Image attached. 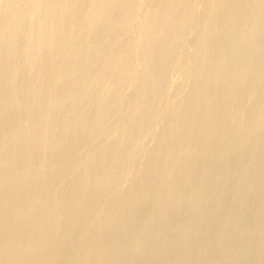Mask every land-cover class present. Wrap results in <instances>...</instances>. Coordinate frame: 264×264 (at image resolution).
I'll return each mask as SVG.
<instances>
[{"label": "bare ground", "instance_id": "bare-ground-1", "mask_svg": "<svg viewBox=\"0 0 264 264\" xmlns=\"http://www.w3.org/2000/svg\"><path fill=\"white\" fill-rule=\"evenodd\" d=\"M200 1H201V3H199V4H202V5L206 4V2L204 3V1H206V0H204L203 2H202V0H199L198 2H200ZM207 1H209V0H207ZM216 1L217 0H215V2ZM220 1H222V0H218V3ZM198 2H197V0H137V1H134V0H0V22L4 23V26L3 25L0 26V120L3 121V119H4V122H5V123L3 122L4 125L2 127V131H4L5 133H2V131H1L2 136L0 135L1 136L0 137V264H59V260L61 261L60 255L65 254V253H71L72 249L74 247L80 246V245H78V244H81L80 243L81 240L79 237H83V235H84V231L81 230L83 232V235H82V232H80L79 236L76 235L75 238L70 239V240L68 239L69 242L66 244L67 246H66V248H64L63 251H61L62 248L60 247L61 253L51 254V250L53 249V247H54V249H56L58 247V244L60 246H62V244L64 245L65 244L64 242H66L64 240H67L69 233L71 232L70 235H72L74 233V231H72V230L79 227L78 225H80V223L77 226L74 225L75 221L77 219L76 217L78 216V215L75 216V214L73 215V212H74L73 209L74 208H76V209L79 208V212L81 215L80 219L83 215H89L92 212H95V215H94L95 219L93 220V218H92L93 222L91 224L89 223L91 231L93 232V235H94V238H93L94 240H92L90 238L91 242L89 244L85 243L84 250L83 251L81 250L82 251L81 254H78L82 258L89 257L90 260H93V262H95V264H128L125 260H123L124 255H121V251L123 253L124 252L123 250L126 248L125 242L127 240H132V241H129L131 243V245H128V246H130L128 248V250L130 252L131 251L136 252L137 250H140V247L145 242L146 243L152 242L151 243L152 245H154L155 243H158L160 241L162 242L163 235H164V233L166 235V231H168V232L174 231L175 232V230H177V232H176L177 236L173 240L174 244H176L177 242L180 243L181 241L183 242L186 238H190L191 235H192V237H194L193 232L195 229H192V228L187 227V226L184 227L183 229L179 230V232H178V229H179L178 227L181 223V222H179V220H181L180 219L181 216L185 217L186 220L188 218L191 219V218L195 217V215L197 213H200L203 210V208H205L204 206L206 203H208V200L210 203V200H211L210 198L213 196L215 190L220 188V185H218L219 182H220V184L222 183L221 177H220L221 181L219 180V176L221 173L220 169H222L220 167H222V165H224L222 163V160H224L225 157H223L222 154L219 155V154L214 153V148H216V146H215L216 144L212 142L213 138L217 139V142H216L217 144H218V138H219V141H220L219 143L222 144V141L225 140L228 137V135L231 137L235 136V135H237L236 133L239 130L240 131L238 132V134H240V132L242 133L241 129L246 128L244 126H247V125L254 122V121L252 122V120L250 121L249 116H248L249 121H247V122L244 121L243 120V116H244L243 111H241V113L239 111L238 112L239 114H235L233 112L234 115H232L233 113L232 114L230 113L229 116L227 114H225V112L226 113L228 112L227 110L225 112H223L224 114L219 113L218 107L216 108V103L219 102V97H217L218 99L216 98L217 100L215 102L212 100L210 93H209L211 86L216 85L215 83H216L217 79L213 80V78H212L213 76H209L211 74H208V73L206 74L207 70L204 71L205 74L202 73L204 75V78L201 76L202 78H200V80L203 79L205 81V83L209 82V84H207L209 86L203 87L200 85L201 87H198V88L196 87L195 90H193V88H192L191 89V90H193V92H191L192 94L189 97H187V95H189L190 93L189 94L187 93V95L185 94L187 97L185 99H183L184 98L183 96H185V95H183L181 98H182V100H184L183 101L184 102V104H183L184 108H183V105H181L182 108L180 105H177V107H180L183 110L180 111V109H179V111H178V109H177L175 111L174 109H170V108L165 109V110L158 108L160 102L162 101L161 92L163 91L164 86H165L164 70L168 69V67L171 66V63H172L171 60H169V58H168V53H170L171 48L173 47V44L176 41L177 37L181 34V31L184 30V27L187 25L189 19H191L190 17H192V15H193L192 13L185 11V7H187L189 4H191L192 6L193 5L195 6ZM223 2H226V1L223 0ZM237 3H239V1ZM156 4L162 6V8L156 7L155 6ZM239 4L241 5V3H239ZM235 6H239V5L237 4ZM196 7L198 8V5ZM199 7L202 8V6H199ZM207 7L210 8L211 7L210 4H209V6L207 5ZM217 7H218V5L216 7L213 5V8L212 7L210 8V12L213 11L212 9H215ZM221 7L222 6L220 5V9H222ZM230 7H232V6H230ZM240 7H242V6H240ZM239 8H238V10H239ZM135 9L137 11H135ZM191 9H193V8H191ZM217 9H218L217 12L219 13V11H220L219 14H221V10L219 9V7ZM12 10H17L18 13L15 14L12 12ZM202 10H204V8H202ZM206 10H208V9H206ZM234 10L236 11V7ZM259 10H263L262 7ZM131 11L133 14L135 11V16H137L136 19L138 20L136 25L138 24V28L135 26L136 31H135V29H133L135 31V33H134V35L132 34L133 36L130 40V44L128 45V43H129L128 42L127 43L128 46L125 47L126 46L125 45L124 48H122V49H121L122 45L118 44L121 47H117L118 49L120 48L119 50H117L116 49L117 42H119L120 39L122 37H125L126 36L125 34L128 33L127 32L128 31L127 24H125L126 22L125 23H123V22L128 19V17L131 14L130 13ZM215 11H216V9H215ZM252 11H253V9H252ZM252 11H251V13H252ZM195 12H197V10ZM203 13L204 12H202V14ZM216 13L214 12V14H211V16H210V14H208L210 17L206 14L208 19H206L205 21L209 22V18H214V15ZM218 13H217V15H219ZM227 13H228V11H227ZM257 14H260V13H257ZM197 15L199 16V14H197ZM217 15H215V16H217ZM252 16L255 17L253 13H252ZM193 17H195V15H193ZM193 17H192V19H193ZM230 17H232V16H230ZM203 18L205 19L206 16H204ZM132 19H134V18H132ZM254 20H256V18ZM254 20L252 22H255ZM127 21H129V20H127ZM134 21L135 20H133L132 22H134ZM190 21H192V20H190ZM205 21H203V25H201L200 23H199V25L205 27V25H204ZM258 21L260 22V20H258ZM24 22L26 24L28 23L27 25L31 26V28L26 29L27 31L25 33L27 34V40H26L25 44L23 43L24 46H22V49H21V51L23 53H26V54L28 53L27 54L28 59L26 57L27 63L23 62V64H25V66L27 64V67L31 71L30 73L33 75V78L31 77L32 79H30L26 75L27 78L25 77L26 80L22 79L23 80V81H21L22 83L17 81L20 83L19 88L17 87L18 84H16V83H15L16 84L15 87L12 85L13 88L9 85L10 90L12 89L10 94H9L10 90L8 91V87H7V91H8L7 96H9L8 99H10V100L12 99L11 103L13 100H15L17 105L14 104L13 106H16V107L13 108V110L9 109V111H7V113H5V116H4V113H3L4 107H6L4 109L6 111V109L8 107L10 108V106H12V105H10L8 107H7V105L5 106L8 99L5 97H2L1 94H2V91H4L6 89L7 82L10 80L8 78H11V80L13 78V77L9 76L10 74L9 75L6 74L7 76H5L4 71L6 69H4V67L6 66V68H7L9 66V62L12 61V59L14 57V56H11V54L9 52H10V49L13 47V45L15 46L16 42H17L16 46L18 45L17 40L20 38V36H22L21 32H20V28H21L22 24H25ZM65 22L70 23V26H69V27H71L70 32L64 31V30H66V27H67L66 26L65 28H63ZM129 22H131V21H129ZM195 22L192 21V23H195ZM230 22H231V20H230ZM233 22L234 21H232L231 24H233ZM131 23H129V24H131ZM192 23H191V26H192ZM226 23H228L227 20H226L225 24ZM260 23L262 24V21ZM133 24H135V23H133ZM133 24H132V26H134ZM65 25H67V24H65ZM188 25H190V24H188ZM208 25L209 24H207V26ZM228 26H230V25H228ZM245 26H246V24H244V27ZM23 27H25V26H23ZM170 27L176 28V32L172 35L167 32V29H169ZM192 27L190 29H192ZM221 27H223V26H221ZM250 27H252V31H253L254 27L253 26H250ZM250 27H248V28H250ZM186 28H188V26H186ZM197 28H196V30H197ZM207 28H208L207 30H210L209 28H211V26L207 27ZM224 28H227L226 25L224 26ZM229 28L232 29L233 27L232 28L229 27ZM61 29H63L62 31H64V32L63 33L61 32L59 34ZM217 29H215V31ZM205 30L206 29H204V31ZM211 30H212V28H211ZM246 30H247V27H246ZM246 30H243V31L246 32ZM134 31H132V32H134ZM204 31H203V34H204ZM223 31H224V29H223ZM228 31L231 32V30H227V32ZM249 31H250V29H249ZM22 32H23V30H22ZM206 32H205L204 37H206V35H207V37L210 35V34L209 35L207 34V33H209V31L207 33ZM250 32H248V33H250ZM91 33H94L96 35L95 39L94 38L92 39V36L90 37L89 34H91ZM213 34H214V32H212L211 35H213ZM244 34L248 36V34H246V33H244ZM261 34H262V32L260 33V35ZM240 35H242V34L240 33ZM245 35H244V37H245ZM23 36H26V35H23ZM93 37H94V35H93ZM200 37H202V35ZM200 37H199V40H200ZM244 37H243V39H245ZM24 38L25 37H23L22 39H24ZM179 38H178V40H179ZM260 38L263 39L262 37H260ZM124 39H126V38H124ZM127 39H128V37H127ZM202 39H204V38L202 37L201 40ZM251 39H253V37ZM251 39H249V40H251ZM255 39H258V38L255 37ZM246 40H247V38H246ZM243 41H245V40H243ZM243 41L241 42V43H243L242 45H244ZM125 42H127V41H125ZM201 42H199V46H200ZM213 42H214V40H213ZM121 44H124V42ZM212 44H214V43H212ZM230 44H232V43H230ZM217 45H218V43H217ZM222 45H224V44L222 43ZM250 45H252V44H250ZM260 45H262V43ZM16 46L14 48H18V46L17 47ZM199 46L196 45V47H199ZM252 46H254V45H252ZM252 46H250V47H252ZM256 46H255V48H256ZM211 47L213 49L214 46H211ZM227 47H229V49H227ZM227 47H226L227 53L229 52L228 50H230V51L233 50V49H230L231 48L230 46H227ZM232 47H233V44H232ZM199 48L203 49V47H199ZM242 48L244 49L245 46H243ZM248 48H249V45H248ZM103 49H104V51L106 49L105 53H103L104 52ZM198 49L196 48V50H198ZM212 49H206V50L211 52ZM219 49H221V48L219 47ZM224 49H225V47H224ZM260 49L262 50V48H260ZM244 50L246 51V49H244ZM198 51H200V50H198ZM208 51L207 52L205 51V52L209 53ZM247 51H249V50H247ZM257 51H255L256 54L258 53ZM13 52H15L14 49H13ZM61 52L64 54H62ZM68 52H70V53H68ZM205 52H202V54ZM221 52H222V50H221ZM214 53H216V51ZM231 53H235L234 50ZM249 53H250V51H249ZM252 53H253V49H252ZM17 54L18 55L20 54L19 57L22 55V59L20 61H18V62L22 63V60L24 61L23 54H21V53H17ZM197 54H198V52H197ZM236 55H237V53H236ZM134 57H135V59H134ZM213 57H214V59L216 58L215 55ZM113 58H115V61H113L114 60ZM194 58H195V56H194ZM197 58L200 59V57H198V55H197L196 59ZM205 58H206V56L204 57V60H205L204 62L207 63L206 59H208V58H206V59ZM219 58H221V57H219ZM18 59H20V58H18ZM212 59H213L212 57H211V59H208L211 61V63H209V61H208V63L206 65L212 64V68L210 67L211 68L210 70H214L216 72H219L218 69H220L222 64L224 65V63L226 61L223 63L222 58H221L219 60L215 59L216 61H214L212 63ZM199 61H201V60H199ZM199 61H197V62L200 63V65H201V62H199ZM16 62H14V63H16ZM239 63L243 64L240 61H239ZM250 63L251 62H249L248 65H252L254 62L251 64ZM257 63H259V61ZM12 64H10V65H12ZM100 64H101V67H99ZM108 64L111 66L105 67V65H108ZM193 65H195V64H193ZM203 65L204 64H202L201 67H203ZM238 65L239 64H237V66ZM246 65H247V63H245V66ZM14 66H15V64H14ZM197 66L198 65H196V67ZM230 66H232V65H230ZM235 66H234V68H235ZM18 67H19V65L17 67H12V69L17 68V69H19L18 71L20 72L21 68H18ZM20 67H22V66H20ZM23 67H22L23 70L24 69L26 71L28 70V69H26L27 67H25V68H23ZM201 67H200V69H202ZM261 67L258 70H261L262 69ZM191 68H192L191 66L189 68H187L188 69V75H189V72L195 70V69L189 70ZM197 68H199V66ZM204 68L208 69L209 67H207V68L204 67ZM222 68L223 67H221V69ZM225 68H226V66H225ZM237 68H235V70ZM240 68H241V72H242L243 67L241 66ZM246 68L249 69L250 67H246ZM221 69H220V71H221ZM230 69H232V68H230ZM8 70H9V67H8ZM250 70L253 71L254 69L252 68ZM227 71H229V70H227ZM249 71H248V73H249ZM22 72L24 73V71H22ZM22 72H20L22 74L21 78L24 77ZM231 72H232V70H231ZM237 72H238V74H240L239 70H237ZM6 73H9V71L8 72L6 71ZM10 73H12V70L10 71ZM193 73H195V72H193ZM243 73H245V74H243ZM246 73H247V71L244 70V72H242L241 74L246 75ZM13 74H16V76L20 75V74L16 73V69H15V72H13ZM13 74L11 76H14ZM235 74H237V73L235 72ZM238 74L236 76L235 75L234 76L237 77ZM197 75H198V72H197ZM230 75L233 76V73ZM230 75H228V76H230ZM241 76H239L241 81L246 82L245 80H243L241 78ZM82 77H84L85 79L83 80ZM192 77H193V75H192ZM208 77L212 78V79H209ZM239 77H237V78H239ZM249 77L250 76H248V78ZM80 78H82L81 82L79 81L80 82L79 84H78V82H76L78 87H74L76 85V83H75V85H73L74 89H72L71 88L72 87L71 81H73V79L77 80ZM133 78H136V82L134 84L132 83V85L129 86L128 82ZM262 78H263V76H262ZM197 79H198V77H197ZM207 79H209V80H207ZM231 79H233V78H231ZM251 79L254 82L255 78L254 79L251 78ZM256 79L259 80L258 78H256ZM17 80H18V77H17ZM193 80H194V78H193ZM228 80H229V77H228ZM198 81H199V79H198ZM218 81H219V79H218ZM224 81H227V80H224ZM234 81H235V79H234ZM238 81L237 82L235 81V82L238 83ZM241 81H239V82H241ZM9 82L11 83V81H9ZM195 82H196V78H195ZM249 82L250 81H248V83ZM259 82H260V80H259ZM13 83H14V81H13ZM43 83L44 84L46 83L44 86L45 90L41 89V88L40 89L36 88L37 85L42 87ZM230 83L232 84L231 81H230ZM230 83H229V81H228V83L225 82V85H224V83H222V86L225 87L228 84H229V86H232ZM248 83H246V84H248ZM194 84H198V86H199L200 83L198 82V83H194ZM246 84H244V87H246L245 86ZM46 85H48V87ZM204 85L207 86L206 84H204ZM235 85H237V87H238L239 84H235ZM235 85H234L235 89L233 88V90H236ZM242 85H243V83H242ZM4 86H5V89L3 90ZM34 86H35L36 90H34ZM39 86H37V87H39ZM58 86L62 87V92H63L62 94L63 95L61 93H59L60 95H62V97L59 95L60 98L55 97V99H54L52 97L54 95V92L57 91L55 88ZM229 86L225 87V88H229ZM16 87L18 88V90L16 89ZM194 88H195V86H194ZM216 89H219V88H216ZM228 90H230V89H228ZM31 91L33 93V97H32L33 99H30V98H28V99L30 101L34 100V102L27 101V96L29 97L28 94H30ZM44 91L51 92V94L54 91L53 95L49 94V95H51L50 97L48 96L49 99H48V97H46L47 98V99H45L46 102H44L43 100H42L43 102L41 101L42 97L45 95ZM5 92L6 91H4V93ZM57 92H55V93H57ZM224 92H226V91H224ZM230 92L231 91H229L228 93H230ZM255 92H257V90ZM87 93H88V95L90 93H93V94L89 95L87 97ZM216 93H220V92L217 91ZM253 93L254 92H252L251 95H253ZM212 94L214 95V93H212ZM244 94H246V93H244ZM259 94L262 95V92ZM229 95L230 94H228V96ZM247 95L248 94H246L244 96L246 97ZM31 96L32 95H30V97ZM45 96H47V95H45ZM222 96H224V95H222ZM249 96L250 95H248L247 97L249 98ZM4 98H5V100H4ZM222 98H220V99H222ZM226 99H225V101H226ZM243 99H244V97H243ZM238 100H240V99H238ZM221 101L222 100H220V102ZM229 101H231V100H229ZM28 102H30L32 104L34 103V104L29 105L30 103L28 104ZM222 102L224 103V101H222ZM232 102H233V100H232ZM235 102H236V100L233 102L235 105L230 102L232 104V107H233V105L236 106L238 104ZM63 103H66L70 106L71 113H67L64 111L65 112L64 114L65 115L68 114V116L64 120H63V117L59 116V118L60 119L62 118L63 121H61L62 123H60L59 125L56 123L57 124L56 125L53 123V119L55 117L54 109L58 108L57 106H59ZM175 103L177 104L179 102H175ZM181 103H182V101L180 102V104ZM199 103L202 104V105H200L202 107L197 109L195 106L196 105L199 106L198 105ZM170 105L172 107V104H170ZM222 105H224V104H222ZM226 105H227V103H226ZM30 106L33 108H31V110L28 114L27 113L28 110L26 111V109L27 108L30 109ZM161 106H162V104H161ZM173 106H174V104H173ZM168 107H166V108H168ZM229 107L231 108V106H229ZM173 108H175V107H173ZM191 108H195V109L191 110ZM228 108H226V109H228ZM253 108H250V109H252V111H254ZM68 109H69V107H68ZM261 109L262 108H260V110ZM24 110L26 111V114H28V116H29V117L23 116V115H25V113L22 115L24 118L25 117L27 118V121H25V123H24L25 126L22 129H15V130L12 129L13 131L11 130L12 131L11 133H7L13 126V125H10V124H13V123H11L12 118L15 117V119L18 120L16 118V114L21 115L20 112L21 111L24 112ZM232 110H233V108H232ZM232 110L230 109L231 112H232ZM23 112H21V113H23ZM58 112H59V109H58ZM255 112L253 114H255ZM2 113H3V116H2ZM256 113H261V112H259L257 110ZM166 114L170 115V117H171L170 121L169 122L166 121L167 124H166V122L161 124L160 121L163 122V120H165V119H163L164 118L163 116H166ZM253 114H251V112H250V115H253ZM262 115H264V114H262ZM57 117H55V118H57ZM254 117H255V115H254ZM259 117H260V115H259ZM1 118H3V119H1ZM256 119H258L257 116H256ZM259 119H260L259 121H256L255 124L254 123L253 124L258 126L262 120L261 118H259ZM55 120H57V119H55ZM109 121H111L110 123H112L113 126L111 125V128L109 129L106 136H104V139L102 138L104 141L101 140L103 142L101 143V141H99L101 144H98L96 141H94V138H93L94 134L99 129L101 131V128L105 127L104 125L109 123ZM15 122H17V121H15ZM258 122H259V124H258ZM22 123H23V121H22ZM157 123H160L161 125L166 124L164 126L165 128L162 127V130H165V131H162V134L153 133L151 131H148L149 126H151L153 124H154L153 126H155V124L157 125ZM230 123L233 124V125L231 124L232 128L230 127L231 125L230 126L227 125L229 130L226 127L224 128V129L229 131V133H227L228 134L227 135L225 132L226 130L224 131L223 127L226 124H230ZM18 124L20 125L21 123H18ZM223 124H224V126H223ZM15 125H17V124H15ZM10 126H11V128H10ZM153 126L151 127L152 129H154L155 127L157 128V126H155L154 128H153ZM250 126H252V125H250ZM21 127L22 126H20V128ZM3 128H4V130H3ZM17 128H19V127H17ZM107 129L108 128H106V130ZM257 129H256V132H257ZM260 130L261 129L259 126V133L263 134L264 132H261ZM104 131H105V129L103 130V132ZM68 132L69 133L72 132V135H69V138L64 136ZM154 132H158V130L157 131L155 130ZM249 132H251V131H249ZM101 133H102V131L100 132V135H101ZM257 134H258V132H257ZM241 135L243 136V134H241ZM95 137L97 138V135ZM100 137H102V136H100ZM235 137H238V135ZM251 137L254 139L253 135ZM144 138H146V140L151 139L152 142L156 144L155 147L152 146V145H154L153 143L151 145L152 149H150L151 148L150 147L149 150L142 149V148H146V147H139L143 143L142 140ZM195 138H197L199 140L201 139V141H199V143L196 145L194 143L195 141L194 142L192 141ZM234 138H233V140H234ZM216 139L214 141H216ZM237 139L238 138H236L234 141H232L230 139L231 141H229V142H231L230 144H232V146H231L232 148H230L229 146L228 147L231 150L229 148L227 149V147H226V151L229 150V152L227 151L228 152L227 154H229L228 155L229 158L233 154V153L231 154L230 151H234L237 149L239 150L240 146H242L241 144H243L245 141L243 139L244 141L242 140L243 141V143H242L241 140L239 141ZM239 139H240V137H239ZM245 139H246V136H245ZM140 141H142V143ZM226 141H228V139ZM139 142H140V144H139ZM250 142L252 143L253 141H250ZM258 142H260V140ZM82 143L83 144L87 143V144H85V146L87 145V148H88V143L91 146L88 149L85 148L84 150L82 148L81 151H78V154L75 156L76 158L73 159V165H74L73 170L74 171L69 174V179L71 181L72 180L74 181L75 186L72 187L73 189L71 192V196H67L69 194L68 192H65V193H67L66 196H65V193L64 194L62 193L64 196H62V195L60 196V194L59 195L57 194V191H58V193L60 192L59 189L57 190V187L59 188L58 185H59V182L61 181V179L58 178V172H60L62 170L63 165L65 163H68V160L70 161V159L68 157H65V156H63V158H61V159H57L56 158L57 155H54V152L57 150L59 153L60 149L61 150L64 149V151L67 152L70 149L71 150L75 149L76 147H74V148H72V147L77 145V144L83 145ZM191 143L193 145H191ZM220 144H218V146ZM248 144H249L248 146H250V143H248ZM258 144H260V143H258ZM143 145H144V143L142 144V146ZM227 145H228V143H227ZM220 146L218 147V149L220 148ZM257 146H256V149L259 151L260 147L258 146L259 147V149H258ZM254 148H255V146H254ZM221 149H223V148L221 147ZM219 151H221L219 153H222V150H219ZM249 152L251 153L250 150H249ZM249 152H248V154L250 156L251 154ZM10 153H12V155L14 153L15 155L12 156ZM58 153H56V154H58ZM9 154L12 157L10 156L11 158L9 157L6 160V156H9ZM194 154H196L199 158L193 159L192 157L194 156ZM58 155H60V153ZM252 155H253V153H252ZM261 155H263V154L261 153ZM66 156H68V155H66ZM255 156L256 155H254V158H255ZM57 157H60V156H57ZM257 157H256V159H258ZM261 159H262V156H261ZM215 160H216V164L213 163L214 165L212 166V162ZM255 160H254V162H255ZM244 162L245 161H243V163ZM261 162H262V160L260 161V163ZM209 163H211V166L208 167ZM243 163H241V166ZM256 163L257 162H255V164ZM220 164H222V165L220 166ZM251 166H253V165H251ZM246 167H249V166L246 165ZM263 167L264 166H262V168ZM242 168H243V166H242ZM258 168H260V167H258ZM236 169H238V168H236ZM258 171H259V169H258ZM258 171L256 172V174L258 173ZM263 171L264 170H262V173H263ZM222 172L224 173V171H222ZM238 172H239V170H238ZM60 173H62V171ZM234 173H236V172L234 171ZM234 173H232V174H234ZM246 173H248V172L246 171ZM239 174L241 175V171L239 172ZM65 175H66V172H65ZM238 175H237L236 179H238ZM62 176L60 175V177H62ZM262 176H264V175H262ZM63 177H62V179H63ZM224 177H226V176H224ZM232 177L235 178L234 176H232ZM230 179H231V176H230ZM252 179L253 178L249 179V180H251V183H252ZM225 180H228V179H225ZM225 180L223 182H226ZM62 181L65 182V179ZM66 181H68V180H66ZM61 182H60V185H61ZM249 182H246L245 184L247 185V183H249ZM189 183H191V185H189L188 188L186 187V190H185L184 188H185L186 184H189ZM228 183H229V181H228ZM234 183H235V180H234ZM258 183L256 182V184H258ZM72 184H73V182H72ZM72 184H71V186H72ZM62 185H61V187H62ZM251 185H252L251 187L253 189H255L253 187L254 182ZM260 185L262 187L263 184L261 183ZM241 186H243V185H241ZM258 186H259V184H258ZM237 187H239V186L237 185ZM243 188H245V187H243ZM229 189H230V187H228V191H229ZM224 192H225V189H224ZM256 192H257V190H256ZM255 195H257V193ZM58 196H60V197H58ZM241 198H242V196L240 197V199ZM259 199H261V198H259ZM255 200H256V198H255ZM241 202H242V200H241ZM220 204H221V201H220ZM186 207L190 208L189 212L188 211L186 212V210H184ZM219 207H218V210H219ZM256 207H260V205L256 206ZM189 208H187V209H189ZM141 212L142 213L146 212L145 218L143 221L141 220L142 222H138V218H139ZM225 212H227V211H225ZM236 212H238V211H236ZM257 212H259V210ZM253 213H255V212H253ZM262 215H264V214L262 213ZM262 215H260V216L262 217ZM173 216H177L178 222L174 221V223L176 222L177 224L170 225V227L167 226V228L168 227L169 228L166 230V228H165L166 223ZM215 216H213V217H215ZM226 216H228V215H226ZM235 216H236V214H235ZM235 216H234V219L237 218ZM203 218L201 220H203ZM248 218H249V216H248ZM80 219H77L76 224L80 221ZM141 219H142V216H141ZM194 219L192 221H194ZM237 219L239 220V218H237ZM85 220H81V221L83 222ZM195 221L193 224L196 226V223L198 222V220L196 223H195ZM247 221H249V220H247ZM87 222H89V220ZM257 222H255V223H257ZM190 223H192V222H190ZM253 223H254V220H253ZM171 224H172V222H171ZM211 224L213 225V223H211ZM220 224L222 225V223H220ZM84 225H85V223H84ZM150 225H153L152 227L156 228V233H154V235H152L153 234L152 232H154V229L152 228L153 231L150 230L152 234L149 233V235H152V236L146 238L144 236V235H146V233H145L146 228ZM60 226H65V227L62 228V230H60L61 229ZM74 226H76V227H74ZM81 226L83 227V224ZM86 226L89 227L88 225H86ZM180 226H182V225H180ZM183 226H184V224H183ZM252 226H253V228H255L254 225H252ZM255 226H257V225H255ZM72 227H74V228L71 229ZM233 227H234V225H233ZM253 228H251V229H253ZM147 229H149V228H147ZM219 229H221V228H219ZM227 229H228V227H227ZM78 230H75V231L77 232ZM89 230H86L87 232L86 231L85 232L89 233V234L92 233L91 231L88 232ZM236 230H237L236 231L237 234L239 232H241L240 229H239V232H238V229H236ZM204 231H205V229H204ZM220 231H222V230H220ZM246 231L247 230H245V228H244V233ZM196 232H197V230H196ZM211 232H212V230H211ZM232 232L231 233L228 232V233H230L232 235ZM205 233L203 235H205ZM225 233H226V231H225ZM74 234H76V233H74ZM209 234H211V233H209ZM256 234H254V235H256ZM225 235L226 234H224V237H225ZM197 236L198 235H196V237ZM207 236H205V237H207ZM233 236H232V239H233ZM90 237H92V234ZM172 237H174V235H172ZM85 238H86V236H85ZM234 238H236V237H234ZM83 239L84 238H82V240ZM242 239H244V238L242 237ZM207 240L210 241L209 238L206 239V241ZM60 241H62L63 243L60 244ZM83 241H82V246L84 244ZM236 241H232V242H234L236 244ZM253 241H254V239H253ZM257 241H259V240H257ZM161 242H160V245H161ZM225 242H227V241H225ZM246 242H247V240H246ZM249 242H252V240ZM130 243H127V244H130ZM162 243H164V242H162ZM207 243H209V242H206V244ZM261 243H262V241H261ZM186 244H187V241H186ZM216 245H214V246H216ZM143 246H142V248H143ZM170 246H172V242H171ZM178 246H179V244H178ZM229 246H230V243H229ZM145 247H147V246L145 245ZM159 247H160L159 245H158V247H155L156 248L155 251L159 250V249H157ZM167 247L168 246H166V248ZM263 247H264V245H263ZM142 248H141V250H142ZM160 248H162L164 250L163 247H160ZM176 248H178V247H176ZM184 248H185V243H184ZM198 248H199L198 250H200L201 247H198ZM230 248H231V246H230ZM77 249H75L74 251L76 252ZM79 249H82L81 246L79 247ZM193 249H194V247H193ZM193 249L191 247V251ZM202 250L203 249H201V252H202ZM222 250H224V249H222ZM260 250H262V249H260ZM54 251H57V250H53V252ZM173 251H174V249H173ZM218 251L220 252V249ZM246 251H245V253H246ZM139 252H141V251H139ZM139 252H138V257H141V256H139ZM146 252H144V254ZM162 252H164V251H162ZM209 252L211 253L212 251H209ZM237 252H238V250H237ZM108 253L113 254V255L106 260L105 257H108ZM128 253L129 252H127V254ZM148 253H149V251H148ZM153 253H154V255H153ZM153 253L151 255L149 254L151 257H152V255L154 256L151 258V260L149 258L150 262H154L155 260L158 261L157 260L158 257L156 256L157 252L153 251ZM110 254H109V256H110ZM129 254L132 255V253H129ZM158 254H161V253L158 252ZM177 254H178V251H177ZM133 255H134V253H133ZM141 255H142V253H141ZM204 255H206V254H204ZM245 255L243 253V256H245ZM253 255H255V254L253 253ZM73 256H74V254H73ZM79 256H78V258L80 259ZM121 256H123V257H121ZM136 256H137V253H136ZM171 256H172V254H171ZM171 256H169V257H171ZM190 256L193 257L192 255H189L186 257H190ZM63 257H64V255H63ZM130 257L128 256V258H130ZM138 257L134 258L135 260L137 259V262H139ZM162 257H164V256L162 255ZM167 257H164V258L168 259ZM176 257H177V255H176ZM186 257H184V258H186ZM215 257H217V256H214V259H215ZM131 258H130V261H132ZM159 258H160V255H159ZM217 258H219V257H217ZM245 258L246 257H244V259ZM162 259L161 260L159 259V261H162ZM166 259H165V261H166ZM72 260H70L71 263H72ZM203 260H205V259H203ZM203 260H202V262H203ZM221 260H223V259L221 258ZM255 260H253V261H255ZM260 260H262V258ZM62 261L66 262L65 259H62ZM163 261H164V259H163ZM209 261H211V260L209 259ZM220 261H218V262L220 263ZM229 261L231 262V259H229ZM244 261H243V263H244ZM63 262H61V264ZM75 262H77V261H75ZM133 262L135 264L136 261H133ZM141 262H139V263H141ZM146 262H147V259H146ZM170 262H171V260H170ZM179 262L180 261H178V263ZM238 262H239V260H238ZM166 263L168 264L167 261H166ZM184 263H185V261H184ZM241 263H242V261H241ZM73 264H75V263H73ZM143 264H144V262H143ZM156 264H157V262H156ZM172 264H174V263H172ZM261 264H263V263H261Z\"/></svg>", "mask_w": 264, "mask_h": 264}, {"label": "rangeland", "instance_id": "rangeland-1", "mask_svg": "<svg viewBox=\"0 0 264 264\" xmlns=\"http://www.w3.org/2000/svg\"><path fill=\"white\" fill-rule=\"evenodd\" d=\"M134 1H137V0H134ZM199 0H197V2H198ZM204 0H202V2H203ZM226 2H223V0L222 1H220L219 3H218V0L215 2V0H209V1H204V3L206 2V4H199V3H201V1L200 2H198L195 6L193 5H191V4H189L187 7H185V11H187V12H190V13H192L193 15H195V17H193V15H192V17H193V19H192V17H190L191 19H189V21H188V23H187V25L186 26H188V28H186V26L184 27V30L183 31H181V34L177 37V39H176V41L174 42V44H173V47L171 48V51H170V53H168V58H169V60H171V66H169L168 67V69H165L164 70V75H165V86H164V89H163V91L161 92V94L163 95H161V97H162V103L160 102V104H159V106H158V108H160V109H163V110H165V109H174L175 111L178 109V111H179V109H180V111L181 110H183V109H181L182 108V106L181 105H183L184 104V100H182V96L183 95H187V93L189 94V95H187V97H189L192 93L191 92H193V90H195L196 89V87L198 88V87H201V86H203V87H208L209 85H207V84H209V82H207V83H205V81L203 80V79H201L200 80V78H204V75L203 74H205L204 73V71H206V74L208 73V74H211V75H209V76H213L212 78H213V80H216L217 79V81H216V85H214V86H211V88H210V90H209V93H210V96H211V98H212V100L213 101H215L216 102V100L218 99L217 97H219V102H220V100H222V101H224V103L221 101L220 103L218 102V103H216V108L218 107V111H219V113H221V114H224L223 112H225L226 110L228 111L227 113L225 112V114H227L228 116L230 115V113L232 114L233 112L235 113V114H239L238 112L240 111V113H241V111H243L244 112V116H243V120L244 121H249V119H248V116L250 117V121L252 120V122L255 124V122L256 121H259L260 119L259 118H261L262 120H261V122H260V124H259V122H258V126L257 125H254L253 123H251V124H249V125H247V126H244V127H246V128H242L241 130H242V133L240 132V134H238V132L240 131H238L236 134L238 135V137H235V136H237V135H235V136H232L233 138H234V140L236 139V138H238L237 140H243L244 141V143H243V141H242V143L243 144H241L242 146H240V148H239V150L237 149V150H234V151H230L231 152V154H232V156L229 158V154H227L228 152H229V150H227L226 151V147H227V149L230 147V148H232L231 146H232V144H230L231 142H229V141H234L233 140V138L231 137V136H229L227 133H229V129H228V126L227 125H231L232 123H230V124H226L225 126H224V124H223V129L226 127L228 130H226V129H224V131L226 132V134L228 135V137L225 139V140H223L222 141V144H220L219 142V138H218V144H220L219 146H220V148L218 149V144L216 143L217 142V139L216 138H213V143H215L216 145V148H214V153H216V154H219V155H223V157H225V159L224 160H222V163L224 164V165H222V164H220V166L222 165V167H220V168H222V169H220V176H219V180H220V177H221V180H222V183L220 184V182H219V184L218 185H220V188H218V189H216L215 190V192H214V194H213V196L210 198L211 200H210V203H209V200H208V203H206L205 204V208H203V210L200 212V213H197L196 215H195V217H193V218H191V219H187L186 220V218L185 217H183V216H181L180 217V219L181 220H179V222H181L180 223V225H182V226H180L179 224V229H178V232H179V230H181V229H183L184 227H190V228H192V229H195L194 230V232H193V236L194 237H192V235L190 236V238H186L183 242L181 241L180 243H176V244H174V239H175V237L177 236V230H175V232L174 231H166L169 227H170V225H175V224H177L176 222H178V218H177V216H173L171 219H169L168 220V222L166 223V235H165V233H164V235H163V240H162V242H164V243H162L161 241V245H160V242H158V243H155L154 245H152L151 243L152 242H145L142 246H143V248H142V246L140 247V250H137L138 252L139 251H141V252H139V256H141V257H138V252L136 251H129L128 250V248L130 247V246H128V245H131V243L129 242V241H132V240H127L126 242H125V246H126V248L123 250L124 252L122 253V251H121V255H124V259L123 260H125L128 264H134V262L133 261H136L137 262V259L135 260L134 258H136V257H138L139 259V262H141L142 264H143V262H144V264H156V262H157V264H167L166 263V261L168 262V264H172V263H174V264H214L215 262V264H218L219 262L218 261H220L221 260V258L223 259V260H221L220 261V263L219 264H252L253 262V264H261V263H263L264 264V247H263V245H264V215H262V213L264 214V176H262V175H264V171H263V173H262V170H264V167L262 168V166H264V133L262 134V133H259V126H260V131L261 132H264V115H262V114H264V0H225ZM239 1V3H241V5L239 4V3H237ZM210 2V3H209ZM223 4H222V3ZM216 3V4H215ZM209 4H210V6L213 8V5L216 7L217 5H218V7H219V9H220V5L222 6L221 8L222 9H220L221 10V14H219L220 13V11H219V13L217 12V8H215L216 9V11H215V9H212L213 11H211L210 12V8L209 7H207V5L209 6ZM213 4V5H212ZM233 4V5H232ZM239 5V6H235V5ZM198 5V8L196 7ZM156 7H158V8H162V6H160V5H158V4H156L155 5ZM199 6H202V8H204V10H202V8H200ZM230 6H232L234 9H235V7H236V11L232 8V7H230ZM235 6V7H234ZM240 6H242V7H240ZM230 7V8H229ZM240 7V8H239ZM262 7V9L263 10H259L260 8ZM191 8H193V9H191ZM200 8V9H199ZM238 8H239V10H238ZM191 9V10H190ZM206 9H208V10H206ZM225 9V10H224ZM246 9V10H245ZM252 9H253V11H252ZM256 9V10H255ZM197 10V12H195ZM230 10V11H229ZM245 10V11H244ZM252 11V13L254 14V16L255 17H253L252 16V13H251V11ZM135 11H137L136 9H135ZM135 11H134V14L132 13V11L130 12L131 14H130V16L128 17V19L127 20H129V21H133V20H135L134 22H129V21H127L126 19V21H124L123 23H125V24H127V29H128V33H126L125 35L128 37V39H127V37L125 36V37H122L121 39H120V43L119 42H117V45H116V49L117 50H119L117 47H121V46H119L118 44H120V45H122V47H121V49L122 48H124V46L125 47H127L129 44H130V40H131V38H132V36L134 35V33H135V31H136V27L138 28V24L136 25V23H137V16H135ZM193 11V12H192ZM200 11V12H199ZM227 11H228V13H227ZM262 13H261V12ZM12 12L13 13H15V14H17L18 12H17V10H12ZM202 12H204L203 14H202ZM214 12L216 13H218L219 15H217V13L215 14V15H217V16H215L214 15V18H209V22L208 21H205L206 19H208V17H207V15L208 14H210V16H211V14H214ZM12 13V14H13ZM227 13V14H226ZM251 13V14H250ZM257 13H260V14H257ZM197 14H199V16L197 15ZM207 14V15H206ZM234 14V15H233ZM197 15V16H196ZM202 15V16H201ZM204 16H206V18L204 19L203 17ZM209 16V15H208ZM209 16V17H210ZM230 16H232V17H230ZM199 19H198V18ZM201 17V18H200ZM132 18H134V19H132ZM196 18V19H195ZM203 18V19H202ZM231 18V19H230ZM256 18V20H254ZM202 19V20H201ZM211 19V20H210ZM231 20V22L232 21H234L233 22V24H231V22H230V20ZM190 20H192L193 22H195V23H192V21H190ZM226 20H227V22L228 23H226L225 24V22H226ZM255 21V22H252V21ZM258 20H260V22L262 21V24L258 21ZM202 23H201V22ZM203 21H205L204 22V25H205V27H203V26H200L199 25V23L201 24V25H203ZM257 21V22H256ZM192 23V26H191V23ZM207 22V23H206ZM253 24H252V23ZM25 23V22H24ZM129 23H131V24H129ZM133 23H135V24H133ZM206 23V24H205ZM26 24V23H25ZM25 24H22V26H21V28H20V32H21V35L22 36H20V38L17 40L18 41V48H14L15 46H16V44H17V42L15 43V46L13 45V47L10 49V54H11V56H14L13 57V59H12V61H10L9 62V70H8V67L6 68V66L4 67V69H6L5 71H4V74H5V76H7L6 74H10L9 76L10 77H13L12 78V80H11V78H8V79H10L9 81H11V83L8 81L7 82V85H6V89H5V86H4V88H3V90L4 91H6L5 93H4V91H2V97H5V98H7L8 99V97L9 96H7V93H8V91L10 90V86L13 88V86L15 87L16 86V84H18L17 85V87L19 88V86H20V83H22L21 81H23V80H26V78L28 77V78H30V79H32L33 78V75L30 73L31 71L28 69V67H27V64H26V66H25V64H23V62L24 63H27L26 61H27V59H28V56H27V54L26 53H23L22 51H21V49H22V46H24V44H25V42H26V40H27V34L25 33L27 30L26 29H29V28H31V26H28L27 24L25 25ZM65 24H67V25H65ZM65 24H64V26H63V28H65L66 26V30H64L65 32H70L71 31V27H69L70 26V23H68V22H65ZM132 24L134 25V26H132ZM188 24H190V25H188ZM207 24H209L210 26H211V28H212V30H211V28H209L210 30H207L208 28L207 27H210L209 25L207 26ZM237 24V25H236ZM244 24H246V26L244 27ZM4 26V23H2V22H0V26ZM131 25V26H130ZM198 25V26H197ZM219 25V26H218ZM226 25V27L227 28H224V26ZM228 25H230V26H228ZM23 26H25V27H23ZM28 28H27V27ZM136 26V27H135ZM221 26H223V27H221ZM240 26V27H239ZM250 26H253L254 27V30L256 31H252V27H250ZM23 27V28H22ZM132 27V28H131ZM192 27V29H190ZM198 27V28H197ZM201 27V28H200ZM229 27H233L232 29H230ZM246 27H247V30H246ZM248 27H250V28H248ZM186 28V29H185ZM194 28V29H193ZM196 28H197V30H196ZM218 28V29H217ZM221 28V29H220ZM245 28V29H244ZM130 29V30H129ZM132 29V30H131ZM133 29H135V31L133 30ZM204 29H206L205 31H204ZM215 29H217L216 31H215ZM220 29V30H219ZM223 29H224V31H223ZM249 29H250V31L252 32H250L249 31ZM257 29V30H256ZM259 29V30H258ZM22 30H23V32H22ZM63 29H61L60 30V32H59V34L62 32H64V31H62ZM203 30L204 31V34H203V31L201 32V31ZM219 30V31H218ZM227 30H231V32H227ZM243 30H246V32L245 31H243ZM263 30V31H262ZM130 31V32H129ZM132 31H134V32H132ZM209 31V33H207V32ZM211 31V32H210ZM241 31V32H240ZM250 32V33H248V32ZM260 31V32H259ZM132 32V33H131ZM167 32L169 33V34H174L175 32H176V28H174V27H170L169 29H167ZM183 32V33H182ZM205 32L209 35L208 37H207V35H206V37H204V35H205ZM212 32H214V34L213 35H211L212 34ZM217 32V33H216ZM221 32V33H220ZM262 32V34L260 35V33ZM23 33V34H22ZM201 33V34H200ZM216 33V34H215ZM232 33V34H231ZM240 33L243 35L244 33H246V34H248V36L247 35H245V37H244V35L242 36V35H240ZM94 35V37H93V35ZM133 34V35H132ZM221 34V35H220ZM251 36H250V35ZM23 35H26V36H23ZM90 35V37L92 36V39L94 38L95 39V34L94 33H91V34H89ZM202 35V37L204 38V39H202L201 40V38L202 37H200ZM211 36V37H210ZM219 36V37H218ZM247 36V37H246ZM23 37H25L24 39H22ZM180 37V38H179ZM199 37H200V40L203 42H201L200 40H199ZM216 39H215V38ZM243 37L245 38V39H243ZM253 37V39H251V38ZM255 37L256 38H258V39H255ZM260 37H262L263 39H261ZM124 38H126V39H124ZM178 38H179V40H178ZM206 38V39H205ZM214 38V39H213ZM246 38H247V40H246ZM251 39V40H249V39ZM212 40V41H211ZM213 40H214V42H213ZM216 40V41H215ZM222 40V41H221ZM243 40H245V41H243ZM249 40V41H248ZM23 41V42H22ZM125 41H127V42H125ZM201 42L200 43V46H199V42ZM244 42V45H242L243 43H241V42ZM251 41V42H250ZM20 42V43H19ZM124 42V44H121V43H123ZM129 42V43H128ZM216 42V43H215ZM249 44H248V43ZM24 43V44H23ZM127 43H128V45H127ZM212 43H214V44H212ZM217 43H218V45H217ZM220 43V44H219ZM222 43L224 44V45H222ZM230 43H232L233 44V47H232V44H230ZM262 43V45H260ZM229 44V45H228ZM249 45V48H248V45ZM250 44H252V45H254V46H252V45H250ZM196 45H198L199 47H203V49H200L199 47H196ZM217 45V46H216ZM230 46L231 48L230 49H233L234 50V52L235 53H231L232 51H230V50H228L229 52L227 53L226 51V47L227 46ZM247 45V46H246ZM257 45V46H256ZM16 46V47H17ZM206 46V47H205ZM211 46H214L213 47V49L216 51V53H214L215 51L212 49V47ZM243 46H245V48L244 49H246V51L242 48ZM250 46H252V47H250ZM255 46H256V48H255ZM262 46V47H261ZM210 47V48H209ZM219 47L221 48V49H219ZM224 47H225V49H224ZM255 49H254V48ZM262 48V50L260 49V48ZM20 48V49H19ZM196 48L198 49V50H200V51H198V50H196ZM223 48V49H222ZM258 48V49H257ZM13 49H14V51L15 52H13ZM206 49H212V51L211 52H209L208 50H206ZM227 49H229V47H227ZM252 49H253V53H252ZM221 50H222V52H221ZM247 50H249L250 51V53H249V51H247ZM258 50V51H257ZM103 51H104V49H103ZM105 51H106V49H105ZM105 51L103 52V53H105ZM208 51L209 53H206V52ZM224 51V52H223ZM255 51H257L258 53L256 54V52ZM13 52V53H12ZM21 53V54H23V59H24V61L22 60V63H20V62H18V61H20L21 59H22V55L19 57V55L17 54V53ZM197 52H198V54H197ZM202 52H205V53H203L202 54ZM214 54H213V53ZM62 53V52H61ZM68 53H70V52H68ZM236 53H237V55H236ZM17 54V55H16ZM62 54H64V53H62ZM198 55V57H200V59L199 58H197L196 59V57H197V55ZM200 54V55H199ZM210 54V55H209ZM217 54V55H216ZM202 55V56H201ZM204 55V56H203ZM215 55V59H217V60H219V59H221L222 58V62L224 63L225 61V63H224V65L222 64V66L221 67H223L222 69H221V67H220V69H221V71H220V69H218V71L219 72H216V71H214V70H210L211 68H212V64H210V65H206L207 63H208V61H209V63H211V61L210 60H208V59H211V57L213 58L212 59V63L214 62V61H216L215 59H214V56ZM257 55V56H256ZM194 56H195V58H194ZM206 56V58H208V59H206L207 61V63H205L204 61V57ZM218 56V57H217ZM229 56V57H228ZM263 56V57H262ZM16 57V58H15ZM25 57V58H24ZM26 57H27V59H26ZM203 57V58H202ZM219 57H221V58H219ZM258 57V58H257ZM16 60H15V59ZM18 58H20V59H18ZM137 58V57H136ZM263 60H262V59ZM114 59V60H113ZM112 60L113 61H115V58H113ZM134 59H135V57H134ZM133 59V60H134ZM203 59V60H202ZM224 59V60H223ZM228 59V60H227ZM245 59V60H244ZM252 61H251V60ZM15 60V61H14ZM199 61V60H201V61H199V62H201V65H200V63H198L197 61ZM250 60V61H249ZM16 62V63H14V62ZM231 61V62H230ZM239 61L241 62V63H243V64H240L239 63ZM259 61V63H257V62ZM238 62V63H237ZM247 63V65L245 66V63ZM249 62H251V63H253L252 65H248L249 64ZM263 62V63H262ZM13 63V64H12ZM111 63V62H110ZM195 64V65H193V64ZM230 63V64H229ZM232 63V64H231ZM239 64L238 66H237V64ZM250 63V64H251ZM261 63V64H260ZM8 64V63H7ZM10 64H12V65H10ZM14 64H15V66H14ZM19 65V67L18 68H21L22 69V67L23 68H25V67H27L26 69H28L27 71L24 69H20V72H22V71H24V73H23V76L24 77H22L21 78V73L18 71L19 69H17V68H15L16 69V73L17 74H20L19 76H16V74H13V72H15V69L13 70L12 69V67H17L18 65ZM21 64V65H20ZM191 64V65H190ZM202 64H204L203 65V67H201L202 66ZM256 64V65H255ZM260 64V65H259ZM109 65V64H108ZM105 65V67H110L111 65ZM192 67L191 69H189V70H194V71H191V72H189V75H188V69L187 68H189L190 66ZM194 67H193V66ZM196 65H198L199 66V68H197L196 67ZM206 65V66H205ZM230 65H232V66H230ZM236 65V66H235ZM243 67L242 68V72H244V70L245 71H247V73H246V75H243V74H245V73H243V74H241L242 72H241V66ZM244 65V66H243ZM254 65V66H253ZM20 66H22V67H20ZM225 66H226V68H225ZM234 66H235V68H237L236 70H235V68H234ZM252 66V67H251ZM256 66V67H255ZM262 66V67H261ZM99 67H101V64L99 65ZM98 67V68H99ZM200 67L202 68V69H200ZM204 67H209L208 69H205ZM211 67V68H210ZM229 67V68H228ZM246 67H250L249 69L248 68H246ZM259 67V68H258ZM260 67L262 68L261 70H258V69H260ZM11 68V69H10ZM205 70H204V69ZM225 68V69H224ZM230 68H232V69H230ZM246 68V69H245ZM254 69L253 71L252 70H250V69ZM257 68V69H256ZM199 69V70H198ZM224 69V70H223ZM257 71H256V70ZM12 70V73H10V71ZM203 70V71H202ZM227 70H229V71H227ZM231 70H232V72H231ZM237 70H239V73L242 75H240V74H238V72H237ZM250 70V71H249ZM6 71L8 72L9 71V73H6ZM214 71V72H213ZM248 71H249V73H248ZM19 72V73H18ZM26 72V73H25ZM193 72H195V73H193ZM197 72H198V75H197ZM235 72L238 74V76L237 77H239V76H241V78L243 79V80H245L246 82H242L241 81V79H240V77L239 78H237V77H235L237 74H235ZM192 73V74H191ZM201 75H200V74ZM203 73V74H202ZM233 73V76L235 77H233L232 75H230V74H232ZM260 75H259V74ZM14 75V76H11V75ZM31 74V75H30ZM191 74V75H190ZM196 74V75H195ZM213 74V75H212ZM252 74V75H251ZM257 74V75H256ZM26 75H27V77H26ZM188 75V76H187ZM192 75H193V77H192ZM228 75H230V76H228ZM256 77H255V76ZM263 76V78H262V76ZM8 76V77H9ZM191 76V77H190ZM202 76V77H201ZM227 76V77H226ZM232 76V77H231ZM245 76V77H244ZM248 76H250L249 78H248ZM260 76V77H259ZM15 77V78H14ZM17 77H18V80H17ZM26 77V78H25ZM32 77V78H31ZM197 77H198V79H199V81H198V79H197ZM216 77V78H215ZM218 77V78H217ZM228 77H229V80H228ZM233 78V79H231V78ZM247 77V78H246ZM20 78V79H19ZM83 78V80L85 79L84 77H82ZM82 78H80V79H77V80H75V79H73V81H71L72 83H71V88L72 89H74V87H78L77 86V83L76 82H78V84L81 82V80H82ZM193 78H194V80H193ZM195 78H196V82H195ZM209 78V77H208ZM212 78H209V79H212ZM215 78V79H214ZM224 78V79H223ZM237 78V79H236ZM251 78H255L254 79V82H253V80L251 79ZM256 78H258L259 80H260V82H259V80H257ZM23 79V80H22ZM209 79H207V80H209ZM218 79H219V81H218ZM231 79V80H230ZM234 79H235V81L237 82L238 80L239 81H241V82H239L238 81V83H236L235 81H234ZM263 79V80H262ZM75 80V81H74ZM204 82H203V81ZM224 80H227V81H224ZM233 80V81H232ZM250 81L249 83H248V81ZM13 81H14V83H13ZM17 81H19V82H17ZM80 81V82H79ZM131 81V82H130ZM129 82H128V84H129V86H131L132 85V83L134 84L135 82H136V78H133V79H131ZM223 81V82H222ZM228 81H229V83H230V81L232 82V86H229V84L227 85V86H225V87H228L229 86V88H225L224 86H222V83H224V85H225V82L226 83H228ZM256 81V82H255ZM258 81V82H257ZM200 83L199 84V86H198V84H194V83ZM16 83V84H15ZM75 83H76V85H75ZM131 83V84H130ZM221 83V84H220ZM242 83H243V85H242ZM246 83H248V84H246ZM15 84V85H14ZM46 84V83H45ZM45 84L43 83V88L42 87H40L39 85H37V86H39V87H37L36 86V88H38V89H44L45 87ZM204 84H206L207 86H205ZM235 84H239L238 85V87H237V85H235ZM244 84H246L245 86L246 87H244ZM10 85V86H9ZM13 85V86H12ZM73 85H75L74 87H73ZM201 85V86H200ZM234 85L236 86V90H233V88L235 89V87H234ZM47 87H48V85H46ZM194 86H195V88H194ZM242 86V87H241ZM7 87H8V91H7ZM16 87V89L18 90V88ZM46 87V88H47ZM215 89H214V88ZM223 87V88H222ZM232 87V88H231ZM260 87V88H259ZM36 88H35V86H34V90H36ZM61 88V89H60ZM193 88V90H191ZM216 88H219V89H216ZM245 88V89H244ZM263 88V89H262ZM57 91H55V92H57V93H55L54 91V95H53V92H52V94H51V92H47V91H44L45 92V95H47V96H43L42 97V99H41V101L43 100L44 102H46V100L45 99H47L46 97H50L51 95H53V97L52 98H54L55 99V97H59L60 98V96L62 97V87H60V86H58V87H56L55 88ZM228 89H230V90H228ZM257 90V92H255L256 90ZM260 91H259V90ZM45 90V89H44ZM215 90V91H214ZM220 90V91H219ZM255 90V91H254ZM11 91H12V89L9 91V94L11 93ZM220 92V93H216V92ZM223 91V92H222ZM224 91H226V92H224ZM229 91H231L230 93H228ZM235 91V92H234ZM254 92L253 93V95H251L252 94V92ZM34 92V91H33ZM214 93V95L212 94V93ZM261 93L262 92V95L261 94H259V93ZM59 93H61L62 95H60ZM224 93V94H223ZM232 93V94H231ZM244 93H246V94H248V95H250L249 96V98L247 97H245L244 95H246V94H244ZM4 94V95H3ZM8 94V95H9ZM49 94H51V95H49ZM93 93H90L89 95H92ZM224 95V96H222V95ZM228 94H230L229 96H228ZM29 95V97L27 96V101H30L28 98H30V99H33L32 97H33V93H32V91L30 92V94H28ZM30 95H32L31 97H30ZM60 95V96H59ZM88 95V93H87V97L89 96ZM186 95L185 96H183L184 98L183 99H185V98H187L186 97ZM213 95V96H212ZM233 95V96H232ZM236 95V96H235ZM7 96V97H6ZM49 97H48V99H49ZM214 97V98H213ZM223 97V98H222ZM235 97V98H234ZM240 97V98H239ZM243 97H244V99H243ZM5 98H4V100H5ZM56 98V99H57ZM181 98V99H180ZM217 98V99H216ZM220 98H222V99H220ZM226 99V101H225V99ZM238 99H240V100H238ZM243 99V100H242ZM12 100V99H11ZM11 100L10 99H8L7 100V103L5 104V106L7 105V107L8 106H10V105H14V104H16L17 105V103H16V101L15 100H13L12 101V103H11ZM229 100H231V101H229ZM232 100H233V102L236 100V102L235 103H238L237 105L239 106H234L235 104L232 102ZM10 103H9V102ZM42 101V102H43ZM182 101V103L180 104V102ZM228 101V102H227ZM239 101V102H238ZM242 101V102H241ZM30 102H34V100H32V101H30ZM30 102H28V104L30 103ZM175 102H179V103H175ZM234 104L233 105V107H232V104ZM226 103H227V105H226ZM9 104V105H8ZM34 104V103H33ZM32 103H30L29 105H33ZM161 104H162V106H161ZM170 104H172V107H171V105ZM173 104H174V106H173ZM219 104V105H218ZM222 104H224V105H222ZM240 104V105H239ZM169 107H168V106ZM176 105V106H175ZM177 105H180L181 106V108L180 107H177ZM199 106H195L197 109H199V108H201L202 106H200V105H202V104H198ZM222 105V106H221ZM10 106V108L8 107L7 109H6V111L4 110L6 107H4V109H3V113H4V116H5V113H7V111H9V109H11V110H13V108H15L16 106ZM65 106V107H64ZM67 106V107H66ZM161 106V107H160ZM229 106H231V108L228 107ZM58 108H55L54 109V113H55V117H57V118H55L54 117V119H53V123L54 124H60V123H62L61 121H63L67 116H68V114H64L65 112H67V113H71V108H70V106L68 105V104H66V103H63V104H61V105H59V106H57ZM63 107V108H62ZM68 107H69V109H68ZM166 107H168V108H166ZM173 107H175V108H173ZM221 107V108H220ZM254 107V108H253ZM31 108H33V107H31L30 106V109H26V111H27V113L29 114V112H30V110H31ZM183 108H184V105H183ZM223 108V109H222ZM226 108H228V109H226ZM232 108H233V110H232ZM250 108H253L254 109V111H252V109H250ZM257 108V109H256ZM260 108H262L261 110H260ZM58 109H59V112H58ZM62 111H61V110ZM192 109H195V108H191V110ZM230 109L232 110V112L230 111ZM256 109V110H255ZM70 112H69V111ZM223 110V111H222ZM257 110L259 111V112H261V113H256L257 112ZM263 110V111H262ZM5 111V112H4ZM26 111L24 110V112L23 111H21V112H23V113H21L20 112V114L21 115H19V114H16V118L18 119V120H16L15 119V117L14 118H12V120L15 122V121H17V122H13L12 120H11V123H13V124H10V125H13L12 126V128H11V126H10V132L8 131L7 133H11L13 130H15V129H22L24 126H25V121H27V118L26 117H29L28 116V114H26ZM57 111V112H56ZM62 113H61V112ZM65 111V112H64ZM249 111V112H248ZM256 111V112H255ZM250 112H251V114H253L254 112H255V114H253V115H250ZM3 113H2V116H3ZM25 113V115H23ZM234 113L232 114V115H234ZM58 114V115H57ZM249 114V115H248ZM26 116L25 118L23 117V116ZM75 115V114H74ZM168 114H166V116H163L164 118L163 119H165V120H163V122H161L160 121V123L161 124H163L164 122H169L170 121V115H168ZM254 115H255V117H254ZM259 115H260V117H259ZM19 116V117H18ZM22 118H21V117ZM59 116L60 117H63V120H62V118L60 119L59 118ZM252 116V117H251ZM256 116L258 117V119H256ZM23 121V123H22V121L20 120V119ZM24 118V119H23ZM59 118V119H58ZM1 119H3V118H1ZM55 119H57V120H55ZM248 119V120H247ZM256 119V120H255ZM20 121V122H19ZM59 121V122H58ZM0 135H1V131H2V127H3V125H4V119H3V121L2 120H0ZM4 122V123H3ZM111 121H109V123H107V124H105L104 126L105 127H102L101 128V131H102V133H101V135H100V129L98 130V131H96L95 132V134L97 135V138L95 137L96 135L94 134V141H96L98 144H101L104 140V136H106V134L108 133V131H109V129L111 128V125L113 126V124L112 123H110ZM167 122H166V124H167ZM18 123H21L20 125L18 124ZM160 123H157V125L155 124V126H157V128L155 127V126H153V125H151V126H149V128H148V131H151V132H153V133H158V134H162V131H165V130H162V127H164L166 124H164V125H161ZM15 124H17V125H15ZM56 124V125H57ZM110 126H109V125ZM107 125V126H106ZM233 125V124H232ZM232 125L230 126L231 128H232ZM250 125H252V126H250ZM254 125V126H253ZM19 127V128H17V127ZM20 126H22L21 128H20ZM153 126V128L154 129H152L151 127ZM229 127V128H230ZM254 127V128H253ZM106 128H108L107 130H106ZM165 128V127H164ZM163 128V129H164ZM258 128V129H257ZM13 129V130H12ZM105 129V131L103 132V130ZM150 129V130H149ZM256 129H257V132H258V134H257V132H256ZM3 130H4V128H3ZM12 130V131H11ZM157 131L158 130V132H154V131ZM107 131V132H106ZM249 131H251V132H249ZM150 132V133H151ZM2 133H5L4 131H2ZM69 133V132H68ZM66 134V135H64V136H66V137H68L69 138V135H72V132H70L69 134ZM256 133V134H255ZM241 134H243V136L241 135ZM99 135V136H98ZM253 135V137H254V139L251 137ZM255 135V136H254ZM261 135V136H260ZM2 136V135H1ZM0 136V137H1ZM100 136H102V137H100ZM245 136H246V139H245ZM257 136V137H256ZM57 137V136H56ZM239 137H240V139H239ZM243 137V138H242ZM100 138V139H99ZM103 138V139H102ZM249 138V139H248ZM261 138V139H260ZM98 139V140H97ZM216 139V141H214ZM228 139V141H226ZM231 139V140H230ZM252 139V140H251ZM101 140H103V141H101ZM149 140V141H148ZM148 140H146V138H144L142 141H143V143H144V145L142 146V141H140L142 144L139 146V147H146V148H142V149H147V150H149V148L150 149H152V146H154L155 147V143H153L152 142V140L151 139H148ZM197 140V141H196ZM248 140V141H247ZM253 141L252 143L250 142V141ZM260 140V142H258ZM99 141H101V143L99 142ZM145 141V142H144ZM148 141V142H147ZM194 143H195V145L196 144H198L199 143V141H201V139L199 140V139H197V138H195V139H193L192 140ZM140 142H139V144H140ZM192 142V143H193ZM150 143V144H149ZM152 143L154 144V145H152ZM191 143V145H193ZM226 143V144H225ZM227 143H228V145H227ZM247 143V144H246ZM248 143H250V146H248L249 144ZM258 143H260V144H258ZM83 144V143H82ZM85 144H87V143H84L83 145H81V144H77V145H75V146H73L72 148H74V147H76L75 149H70L69 151H67V152H65L64 151V149L63 150H59L60 152V155H58L59 153H58V151L56 152H54V155H57V156H60V157H57L56 156V158L57 159H61V158H63V156H65V157H68L69 159H70V161L68 160V163H65L64 165H63V167H62V173H60V172H58V178L59 179H61V181L62 180H64L65 179V182L64 181H60L61 182V185H62V187H61V185H60V182H59V188L57 187V190L59 189V193H58V191H57V194L59 195L60 194V196L62 195V196H64L63 194L65 193V192H68L69 194L67 195V193H65V196L67 195V196H71V192H72V187H74L75 186V184H74V181L72 180H70L69 179V174L71 173V172H73L74 170H73V167H74V165H73V159H75L76 157V155L78 154V151H81V149L83 148V150L85 149V148H87V145L85 146ZM148 147H147V146ZM152 145V146H151ZM170 145V144H169ZM253 145V146H252ZM260 147V149H259V147ZM82 146V147H81ZM91 145L88 143V148L90 147ZM171 146V145H170ZM229 146V147H228ZM245 146V147H244ZM254 146H255V148H254ZM256 146H257V148L259 149V151L256 149ZM262 146V147H261ZM81 147V148H80ZM153 147V148H154ZM221 147L223 148V149H221ZM242 147V148H241ZM87 148V149H88ZM229 148V149H230ZM251 148V149H250ZM253 148V149H252ZM258 151H256V150ZM217 150V151H216ZM219 150H222V153H219V152H221V151H219ZM231 150V149H230ZM249 150L251 151V153L249 152ZM255 150V151H254ZM263 150V151H262ZM216 151V152H215ZM225 151V152H224ZM240 151V152H239ZM262 151V152H261ZM71 152V153H70ZM218 152V153H217ZM248 152L251 154L250 156H249V154H248ZM56 153H58V154H56ZM64 153V154H63ZM73 153V154H72ZM237 153V154H236ZM252 153H253V155H252ZM258 153V154H257ZM261 153L263 154V155H261ZM11 155H12V153H10ZM9 154V156H6V160L11 156ZM227 154V155H226ZM15 154L13 153V155L12 156H14ZM66 155H68V156H66ZM225 155V156H224ZM254 155H256L255 156V158H254ZM11 156V157H12ZM72 156V157H71ZM227 156V157H226ZM258 156V157H257ZM261 156H262V159H261ZM10 157V158H11ZM195 157V158H194ZM249 157V158H248ZM252 159H251V158ZM256 157L258 158V159H256ZM72 158V159H71ZM193 159H198L199 157L196 155V154H194V156L192 157ZM256 159V160H255ZM262 160V162L260 163V161ZM227 160V161H226ZM254 160H255V162H257L256 164H255V162H254ZM243 161H245L244 163L247 165V166H249V167H246V165L243 163ZM247 161V162H246ZM6 162V161H5ZM216 164V160L215 161H213L212 162V166L214 165V164ZM241 163H243L242 164V166H243V168H242V166H241ZM71 164V165H70ZM240 164V165H239ZM263 164V165H262ZM69 165V166H68ZM251 165H253V166H251ZM258 167H260V168H258ZM209 166H211V163H209V165H208V167ZM225 169H224V168ZM243 170H241L240 168ZM256 167V168H255ZM236 168H238V169H236ZM246 168V169H245ZM249 168V169H248ZM252 168V169H251ZM258 169H259V171H258ZM224 171V173L222 172V171ZM238 170H239V172L241 171V175L239 174V172H238ZM250 170V171H249ZM234 171L236 172V173H234ZM246 171L248 172V173H246ZM255 171V172H254ZM258 171V173L256 174V172ZM65 172H66V175H65ZM238 172V173H237ZM244 172V173H243ZM60 173V174H59ZM232 173H234V174H232ZM239 174V175H238ZM60 175L63 177V179H62V177H60ZM226 176V177H224V176ZM236 175V176H235ZM237 175H238V179H236L237 178ZM66 176V177H65ZM230 176H231V179H230ZM232 176H234L235 178H233ZM258 176V177H257ZM228 177V178H227ZM224 178V179H223ZM251 178H253L252 179V183L254 182V185H253V187L255 188V189H253L251 186V180H249V179H251ZM225 179H228V180H225ZM248 179V180H247ZM66 180H68V181H66ZM220 180V181H221ZM226 181V182H223V181ZM232 180V181H231ZM234 180H235V183H234ZM263 180V181H262ZM228 181H229V183H228ZM239 181V182H238ZM250 181V182H249ZM72 182H73V184H72ZM238 182V183H237ZM244 182V183H243ZM246 182H249V183H247V185L245 184ZM256 182L259 184V186H258V184H256ZM201 183V182H200ZM263 184L262 185V187H261V185L260 184ZM71 184H72V186H71ZM199 184V183H198ZM229 184V185H228ZM234 184V185H233ZM250 184V185H249ZM188 185V186H187ZM189 185H191V183H189V184H186V186H185V190H186V187L188 188L189 187ZM222 185V186H221ZM237 185L239 186V187H237ZM241 185H243V186H241ZM71 188H70V187ZM225 186V187H224ZM227 186V187H226ZM232 186V187H231ZM222 187V188H221ZM228 187H230V189H229V191H228ZM243 187H245V188H243ZM61 188V189H60ZM63 188V189H62ZM225 189V192H224V189ZM233 188V189H232ZM237 188V189H236ZM259 188V189H258ZM71 189V190H70ZM236 189V190H235ZM248 189V190H247ZM245 190V191H244ZM256 190H257V192H256ZM222 193H221V192ZM252 191V192H251ZM221 194H220V193ZM251 192V193H250ZM260 192V193H259ZM63 193V194H62ZM218 195H217V194ZM225 193V194H224ZM245 193V194H244ZM257 193V195H255ZM243 194V195H242ZM255 195V196H254ZM259 195V196H258ZM262 195V196H261ZM60 196H58V197H60ZM222 196V197H221ZM242 196V198L240 199V197ZM259 198H261V199H259ZM220 197V198H219ZM249 197V198H248ZM219 198V199H218ZM255 198H256V200H255ZM259 201H258V200ZM219 200V201H218ZM241 200H242V202H241ZM263 202H262V201ZM220 201H221V204H220ZM235 203V204H234ZM255 203V204H254ZM259 203V204H258ZM261 203V204H260ZM216 204V205H215ZM263 204V205H262ZM207 205V206H206ZM220 207H219V206ZM226 205V206H225ZM232 205V206H231ZM240 205V206H239ZM260 205V207H256V206H259ZM239 206V207H238ZM218 207H219V210H218ZM227 209H226V208ZM232 209H231V208ZM256 207V208H255ZM187 208H189V207H186L184 210H186V212L188 211L189 212V210H190V208L189 209H187ZM250 208V209H249ZM260 208V209H259ZM208 209V210H207ZM237 209V210H236ZM256 211H255V210ZM207 210V211H206ZM212 210V211H211ZM214 210V211H213ZM234 210V211H233ZM250 210V211H249ZM259 210V212H257ZM261 210V211H260ZM73 215L75 214V216H77L76 218L77 219H80V212H79V208H74L73 209ZM78 211V212H77ZM81 211V210H80ZM205 211V212H204ZM219 211V212H218ZM225 211H227V212H225ZM236 211H238V212H236ZM249 213H248V212ZM255 212V213H253V212ZM77 212V213H76ZM208 214H207V213ZM236 212V213H235ZM79 213V214H78ZM145 213L146 212H141L140 213V216H139V218H138V222H142L143 220H144V218H145ZM227 213V214H226ZM238 213V214H237ZM143 214V215H142ZM213 214V215H212ZM217 216H215V215ZM220 214V215H219ZM222 214V215H221ZM235 214H236V216H235ZM247 214V215H246ZM250 214V215H249ZM94 215H95V212H92L91 214H89V215H83L82 217H81V219H80V221L76 224V221H77V219H76V221H75V224L74 225H78L79 223H80V225H78L79 227H77L76 229H74V230H72V231H74V233H76V234H72V235H70L71 234V232L69 233V236L67 237V240H64V241H66V242H64L63 240V242L65 243L64 245L62 244L63 242L62 241H60V244H62V246H60L58 243V249L56 248V249H54V247H53V249L51 250V254H58V253H61L60 252V250H61V248H62V250L61 251H63L64 250V248H66V244L69 242V240L70 239H73V238H75L76 237V235L77 236H79V234H80V232H82V231H84V235H83V232H82V235H83V237H79L80 238V243L81 244H78V245H80L81 246V248L82 249H79V247L80 246H76V247H74L75 249H77L76 250V252L74 251L75 249L73 248L72 249V252L71 253H65V254H62V255H60V258H61V261L59 260V264H61V262H63L62 261V259H65L66 260V262L64 261L63 263L64 264H73V263H75V264H95V262H93V260H90V258L89 257H87V258H82V257H80L78 254H81V252L84 250V248H85V243L86 244H89L90 242H91V240H90V238L92 239V240H94L93 238H94V235H93V232L91 231V228H90V224L93 222V220L95 219L94 218ZM226 215H228V216H226ZM256 215V216H255ZM260 215H262V217L260 216ZM85 216V217H84ZM141 216H142V219H141ZM180 216V215H179ZM178 216V217H179ZM213 216H215V217H213ZM234 216L235 217H237V218H239V220L237 219V218H235L234 219ZM240 216V217H239ZM248 216H249V218H248ZM79 217V218H78ZM204 217V218H203ZM92 218H93V220H92ZM185 218V219H184ZM195 218V219H194ZM203 218V220H201ZM217 218V219H216ZM227 218V219H226ZM86 219V220H85ZM194 219V221H195V223L197 222V220H198V222L196 223V226L193 224L194 223V221H192ZM214 219V220H213ZM222 221H221V220ZM226 219V220H225ZM230 221H229V220ZM245 219V220H244ZM249 220V221H247V220ZM81 220H85V221H81ZM89 220V222H87ZM142 220V221H141ZM225 220V221H224ZM253 220H254V223L255 222H257V223H253ZM174 221H176L175 223H174ZM221 221V222H220ZM227 221V222H226ZM240 221V222H239ZM246 221V222H245ZM170 222V223H169ZM171 222H172V224H171ZM190 222H192V223H190ZM213 223V225L211 224V223ZM251 222V223H250ZM83 224V227L81 226L82 224ZM84 223H85V225H84ZM90 223V224H89ZM204 223V224H203ZM216 223V224H215ZM220 223H222V225L220 224ZM228 223V224H227ZM262 223V224H261ZM183 224H184V226H183ZM194 226H193V225ZM198 224V225H197ZM254 225V227L255 228H253V226L252 225ZM260 224V225H259ZM86 225H88L89 227H87ZM192 225V226H191ZM209 225V226H208ZM221 225V226H220ZM233 225H234V227H233ZM255 225H257V226H255ZM73 226V225H72ZM76 226H74V227H76ZM153 225H150V226H148L147 228H149V229H147L146 228V235H144L146 238H148V237H150V236H152V235H154V233H156V228L155 227H152ZM167 226H169L168 228H167ZM233 228H232V227ZM245 226V227H244ZM263 226V227H262ZM65 226H60V230H62V228H64ZM74 227H72L71 229H73ZM81 227V228H80ZM182 227V228H181ZM227 227H228V229H227ZM86 228V229H85ZM152 228L154 229V232H152L151 233V231H153L152 230ZM164 228V229H165ZM219 228H221V229H219ZM244 228H245V230H247L245 233H244ZM247 228V229H246ZM251 228H253V229H251ZM258 228V229H257ZM79 229V230H78ZM90 229V230H89ZM163 229V230H164ZM202 231H201V230ZM204 229H205V231H204ZM208 229V230H207ZM216 229V230H215ZM232 229V230H231ZM236 229H238V232H239V229H240V231L242 232H239L238 234L236 233ZM75 230H78L77 232L75 231ZM82 230V231H81ZM86 230H89L88 232H92V233H86L87 231ZM151 230V231H150ZM196 230H197V232H196ZM211 230H212V232H211ZM215 230V231H214ZM218 230V231H217ZM220 230H222V231H220ZM256 230V231H255ZM86 231V232H85ZM164 231V232H165ZM225 231H226V233H225ZM233 231V232H232ZM251 231V232H250ZM254 231V232H253ZM168 232V233H167ZM174 232V233H173ZM206 232V233H205ZM211 233V234H209V233ZM218 232V233H217ZM228 232H232V235L230 234V233H228ZM261 232V233H260ZM148 233V234H147ZM149 233H151L152 235H149ZM205 233V235H203ZM208 233V234H207ZM241 233V234H240ZM251 233V234H250ZM257 233V234H256ZM86 234V235H85ZM89 234V235H88ZM91 234H92V237H90L91 236ZM168 234V235H167ZM209 236H207V235ZM224 234H226L225 235V237H224ZM254 234H256V235H254ZM148 235V236H147ZM172 235H174V237H172ZM196 235H198L197 237H196ZM212 235V236H211ZM234 235V236H233ZM245 235V236H244ZM260 235V236H259ZM262 235V236H261ZM72 236V237H71ZM85 236H86V238H85ZM205 236H207V237H205ZM211 236V237H210ZM232 236H233V239H232ZM239 236V237H238ZM251 236V237H250ZM227 237V238H226ZM230 237V238H229ZM234 237H236V238H234ZM242 237L244 238V239H242ZM82 238H84L83 240H82ZM172 238V239H171ZM209 238V240L210 241H206V239H208ZM227 240H226V239ZM69 239V240H68ZM190 241H189V240ZM192 239V240H191ZM195 239V240H194ZM250 239V240H249ZM253 239H254V241H253ZM259 240V241H257V240ZM212 240V241H211ZM237 240V241H236ZM246 240H247V242H246ZM252 240V242H249V241H251ZM256 240V241H255ZM82 241L84 242V244H83V246H82ZM86 241V242H85ZM88 241V242H87ZM186 241H187V244H186ZM195 241V242H194ZM221 241V242H220ZM225 241H227V242H225ZM232 241H236V244L234 243V242H232ZM261 241H262V243H261ZM171 242H172V246H170L171 245ZM206 242H209V243H207L206 244ZM242 242V243H241ZM249 242V243H248ZM127 243H130V244H127ZM170 243V244H169ZM184 243H185V248H184ZM203 243V244H202ZM227 243V244H226ZM229 243H230V246H231V248H230V246H229ZM244 243V244H243ZM247 243V244H246ZM258 245H257V244ZM166 244V245H165ZM169 244V245H168ZM178 244H179V246H178ZM205 244V245H204ZM209 244V245H208ZM217 244V245H216ZM242 246H241V245ZM251 244V245H250ZM254 244V245H253ZM262 244V245H261ZM145 245L147 246V247H145ZM158 245L160 246V247H163L164 248V250L162 249V248H157V249H159V250H157V251H155L156 250V248L155 247H158ZM201 245V246H200ZM214 245H216V246H214ZM221 245V246H220ZM223 245V246H222ZM236 245V246H235ZM261 245V246H260ZM152 246V247H151ZM165 246V247H164ZM166 246H168L167 248H166ZM227 246V247H226ZM246 246V247H245ZM254 248H253V247ZM61 247V248H60ZM176 247H178V248H176ZM191 247H192V249H193V247H194V249L191 251ZM198 247H201L200 248V250H198L199 248ZM215 247V248H214ZM229 247V248H228ZM234 247V248H233ZM245 249H244V248ZM249 247V248H248ZM258 247V248H257ZM141 248H142V250H141ZM147 250H146V249ZM211 248V249H210ZM237 248V249H236ZM145 251H144V250ZM173 249H174V251H173ZM178 249V250H177ZM201 249H203L202 250V252H201ZM207 249V250H206ZM220 249V252L218 251ZM222 249H224V250H222ZM228 249V250H227ZM244 251H242V250ZM249 249V250H248ZM260 249H262V250H260ZM53 250H57V251H54L53 252ZM82 250V251H81ZM166 250V251H165ZM178 251V254H177V251ZM186 252H185V251ZM212 251L211 253L209 252V251ZM237 250H238V252H237ZM241 250V251H240ZM247 250V251H246ZM147 251V252H146ZM148 251H149V253H148ZM153 253V251L154 252H157L156 253V256L158 257L157 258V260L158 261H154V262H150V260H151V258L152 257H154L153 255H154V253H153V255H152V257L150 256L152 253ZM162 251H164V252H162ZM208 251V252H207ZM218 251V252H217ZM245 251H246V253H245ZM251 251V252H250ZM256 251V252H255ZM263 251V252H262ZM56 252V253H55ZM75 252V253H74ZM80 252V253H79ZM127 252H129V253H132V255L131 254H127ZM144 252H146L145 254H144ZM158 252L159 253H161V254H158ZM176 252V253H175ZM201 252V253H200ZM207 252V253H206ZM222 252V253H221ZM236 252V253H235ZM240 252V253H239ZM111 253V252H110ZM110 253H108V257H105V259L107 260L109 257H111L113 254H110ZM114 253V252H113ZM116 253V252H115ZM120 253V252H119ZM133 253H134V255H133ZM136 253H137V256H136ZM141 253H142V255H141ZM151 253V254H150ZM167 255H166V254ZM180 253V254H179ZM183 253V254H182ZM186 253V254H185ZM189 253V254H188ZM194 255H193V254ZM224 253V254H223ZM229 255H227V254ZM232 253V254H231ZM238 253V254H237ZM243 253H244V255L245 256H243ZM253 253L256 255H253ZM261 253V254H260ZM68 254V255H67ZM73 254H74V256H73ZM76 254V255H75ZM109 254H110V256H109ZM150 254V255H149ZM170 254V255H169ZM171 254H172V256H171ZM177 255V257H176V255ZM203 254V255H202ZM204 254H206V255H204ZM211 254V255H210ZM219 254V255H218ZM226 254V255H225ZM237 254V255H236ZM63 255H64V257H63ZM126 255V256H125ZM131 258V260L132 261H130V258H128V256ZM144 255V256H143ZM159 255H160V258H159ZM162 255L164 256V257H167L168 255L169 256H171V257H167L168 259H166V258H164V257H162ZM175 255V256H174ZM189 255H192L193 257H186V256H189ZM231 255V256H230ZM236 255V256H235ZM259 255V256H258ZM67 256V257H66ZM78 256L80 257V259L78 258ZM150 256V257H149ZM174 256V257H173ZM201 256V257H200ZM206 256V257H205ZM212 256V257H211ZM214 256H217V257H219V258H217V257H215V259H214ZM224 256V257H223ZM233 256V257H232ZM243 256V257H242ZM262 256V257H261ZM69 257V258H68ZM121 257H123V256H121ZM128 259H127V258ZM164 259V261H163V259ZM184 257H186V258H184ZM210 257V258H209ZM221 257V258H220ZM230 257V258H229ZM242 257V258H241ZM244 257H246L245 259H244ZM252 257V258H251ZM68 258V259H67ZM83 260H82V259ZM142 258V259H141ZM149 258H150V260H149ZM172 258V259H171ZM178 260V261H180L179 263H178V261L176 260V259ZM183 258V259H182ZM191 258V259H190ZM199 258V259H198ZM225 258V259H224ZM254 258V259H253ZM262 258V260H260ZM73 259V260H72ZM145 259V260H144ZM146 259H147V262H146ZM159 259L161 260L162 259V261H159ZM165 259H166V261H165ZM203 259H205V260H203V262H202V260ZM209 259L211 260V261H209ZM218 259V260H217ZM229 259H231V262L229 261ZM256 259V260H255ZM70 260H72V263L70 262ZM90 260V261H89ZM144 260V261H143ZM170 260H171V262H170ZM215 260V261H214ZM217 260V261H216ZM236 260V261H235ZM238 260H239V262H238ZM245 260V261H244ZM250 260V261H249ZM253 260H255V261H253ZM75 261H77V262H75ZM83 261V262H82ZM86 261V262H85ZM184 261H185V263H184ZM190 261V262H189ZM198 261V262H197ZM241 261H242V263H241ZM243 261H244V263H243ZM133 262V263H132ZM135 262V264H141V263H139V262H137L136 263ZM146 262V263H145ZM230 262V263H229ZM251 262V263H250ZM256 262V263H255ZM258 262V263H257ZM62 263V264H63Z\"/></svg>", "mask_w": 264, "mask_h": 264}]
</instances>
